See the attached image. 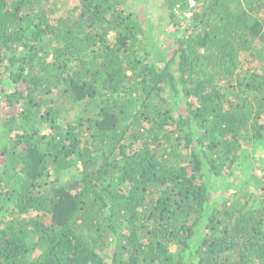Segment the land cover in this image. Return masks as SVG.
<instances>
[{
	"label": "trees",
	"instance_id": "1",
	"mask_svg": "<svg viewBox=\"0 0 264 264\" xmlns=\"http://www.w3.org/2000/svg\"><path fill=\"white\" fill-rule=\"evenodd\" d=\"M163 2L0 0V264H264V0Z\"/></svg>",
	"mask_w": 264,
	"mask_h": 264
},
{
	"label": "rangeland",
	"instance_id": "2",
	"mask_svg": "<svg viewBox=\"0 0 264 264\" xmlns=\"http://www.w3.org/2000/svg\"><path fill=\"white\" fill-rule=\"evenodd\" d=\"M126 4L128 8L132 10L139 11L141 8L144 9L145 16H146L145 19L146 21L152 23L153 25L152 29L156 31L158 40L163 39V41L161 42L160 48L165 52L167 56L171 55L173 49L169 45L167 46L166 44L167 43L169 44L170 42H172V39H167V40L164 39L171 27L168 24L169 23L168 14L164 8L165 3L163 2V0H126ZM174 11L177 13V16L181 20H187L186 18H188V16L185 15V13L188 14L187 10L184 11L185 13L182 12L181 14H179V11H176L175 9ZM261 54L264 55L263 50ZM253 58H255V56ZM243 65L244 67H250L249 71H252L254 67L258 66V63L251 62V64L248 66L246 65V63H244ZM262 65L264 66V64ZM262 70L264 71V69ZM258 72H261V70H259ZM3 86L6 91H8L12 87V85L7 80H3ZM12 109L13 108H9L4 103V100L0 101V115L9 116V115H12L13 113H16ZM71 117L72 116L70 117L68 116L67 118L61 115L58 121L62 124ZM32 121H36V119L35 120L32 119ZM34 125L35 126L40 125L41 131L43 133L48 132V125L42 126L41 123H37V122L34 123ZM241 148H242L241 155L232 169L233 175L229 176L228 178L219 177V178L214 179V182H212V184L215 186L217 191H219V193L223 191L225 184L229 185L231 182H233L236 179V176L239 175L244 159H246L247 157H250L254 153H256L257 155L256 157H260V156L263 157V155L260 153L262 148L258 147V145L253 143V141L252 142L243 141L241 144ZM80 169H81L80 164H76L67 169H62V170L52 169L50 173L53 178L57 179V184L59 186L70 187L71 185H73V181L78 178ZM247 176H252L253 179L249 183L244 182L243 184H241V191L249 193L254 197L256 196L259 199L260 198L264 199V168H261V166L258 165L257 162L253 161L252 170L247 174ZM230 192L231 191H229V193L226 196H228ZM10 206H12V204L10 203L9 205L8 203L7 207H10Z\"/></svg>",
	"mask_w": 264,
	"mask_h": 264
},
{
	"label": "built area",
	"instance_id": "3",
	"mask_svg": "<svg viewBox=\"0 0 264 264\" xmlns=\"http://www.w3.org/2000/svg\"><path fill=\"white\" fill-rule=\"evenodd\" d=\"M187 4H188V7H187V11H188V14H186L185 12V15L186 16H188V18L191 16V14H192V10H193V8H195V6H196V2H195V0H187ZM177 11V10H176Z\"/></svg>",
	"mask_w": 264,
	"mask_h": 264
}]
</instances>
